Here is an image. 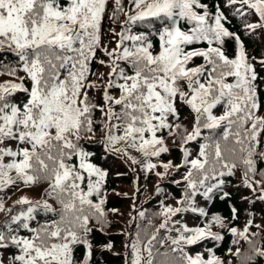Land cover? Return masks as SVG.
<instances>
[{"label": "snow or ice", "instance_id": "1", "mask_svg": "<svg viewBox=\"0 0 264 264\" xmlns=\"http://www.w3.org/2000/svg\"><path fill=\"white\" fill-rule=\"evenodd\" d=\"M109 2L0 0V76L10 77L0 83V191L43 182L45 195L60 206L58 211L47 199L33 203L22 197L16 203L27 208L13 214L0 200V213H9L0 225V264H90L89 224L106 222L101 188L107 173L90 162L81 141L92 139L97 125L106 151L141 163L129 149L139 152L146 171L165 169L157 176L173 167L151 162L169 151L166 136L176 137L183 153L175 165L185 169L179 206L165 205L150 235L137 232L130 264H225L212 249L207 259L185 250L205 239L222 241L213 227L227 228L234 238L237 247L230 255L241 264H257L264 243L251 231V218L242 229L219 215L194 227L174 218L186 212L207 218L198 198H229L225 177L237 169L243 185L264 201V170L257 168L264 161L258 83L264 76L256 67L264 69V56L249 57L241 36L225 26L224 12L218 5L210 11L202 0H127V6L125 0H111L109 19L121 30L109 29L115 38L109 48L103 42ZM228 4L240 5L235 9L240 16L250 11L257 17L247 30H264V0ZM229 39L238 46L231 55L224 48ZM94 62L108 69L106 76L93 72ZM182 107L189 110L191 131L181 121ZM97 111L102 120L95 119ZM198 139L203 142L192 158L185 145ZM40 210L52 218L37 221ZM231 212V219H238L235 207ZM241 241L248 246L243 253ZM78 246L86 249L80 261L74 259Z\"/></svg>", "mask_w": 264, "mask_h": 264}, {"label": "trees", "instance_id": "2", "mask_svg": "<svg viewBox=\"0 0 264 264\" xmlns=\"http://www.w3.org/2000/svg\"><path fill=\"white\" fill-rule=\"evenodd\" d=\"M207 3L210 11H215L213 5H218L220 10L224 12L227 17L225 26L230 31L235 32L241 36L242 42L245 44L249 57L264 56V30L257 29L255 32L247 30L245 25L247 23L257 22V17L250 11L246 16L236 14L235 9L240 5L229 6L228 0H202ZM127 6V0H125ZM111 0L109 2V11L106 13L103 22V42L112 48L115 46V38L112 37L110 28H114L117 32L120 31V23L109 19L111 13ZM123 17H121V21ZM203 46V45H201ZM237 45L233 40H226L224 48L226 52L231 55L237 50ZM100 58L102 53H98ZM196 63L202 62L201 58H197ZM257 71L261 76H264V69H261L259 64L256 65ZM93 72L107 75L108 69L98 63H93ZM93 79L95 77H92ZM10 79L8 76H0V83ZM261 84L260 97L264 101V81H258ZM98 96V93H94ZM97 102L99 100L97 99ZM97 121L102 120L101 114L97 111L95 113ZM181 121L191 131V117L187 107L181 108ZM97 127L96 135L92 139H83L82 146L86 151L91 153L90 162L96 165L101 170L107 173L101 193L105 199L102 206L105 211L104 223H98L93 219L89 227L92 229L89 234V241L92 244V257L90 264H130L132 257L130 244L135 242L137 232L145 237V233L151 234L156 227L161 223L162 218L159 213L163 210L165 205L173 207L179 206L176 202L181 199L184 191L183 176L184 168L177 171L175 165H179L183 161V153L180 150V142L176 137H167L166 143L169 151L162 153L160 157H153L152 163L163 165L171 162L173 167L167 170L163 177L157 176L156 172L164 173L165 169L158 166L152 171H146L144 164L145 158L134 150L129 149L131 156L141 163H133L122 152L106 151V144L103 135ZM206 134V133H205ZM176 140V143H173ZM202 140L189 142L185 145L192 153V158H195L199 151ZM118 148L122 145H117ZM74 163L78 161L73 160ZM257 168L264 170V161H258ZM226 185L225 191L231 195L229 198L221 199L219 196L212 200L205 201L203 198H198V206L204 208L208 212L207 218H200L198 213L186 212L174 219H182L189 227L204 226V224L211 220L213 215H219L225 219L226 224L243 228L246 222L251 218L253 220V227L251 231L258 232L260 235L256 237L257 241L264 243V201L256 198V193L251 189L245 187L242 183V169H237L235 175L225 177ZM259 180L260 177L256 176ZM180 181V183H176ZM47 183H39L32 187H26L23 184L19 186H12L0 191V200L5 204L6 209H11V213L15 214L27 208V205H18L16 202L22 197H27L33 203L47 199L59 211V204H57L51 197L45 195ZM247 197V199H245ZM94 202H98V197H92ZM254 201V203L252 202ZM237 209L238 219L232 220L231 208ZM144 212V216L140 217L139 213ZM252 214L250 217L249 214ZM37 221L44 222L52 218V213L45 215L42 210L36 214ZM7 211L0 213V225H2L8 218ZM36 221H33L35 224ZM259 224L262 227L256 228L254 225ZM215 232H219L224 236L222 241H213L205 239L200 243L186 247V251L190 255L203 254L205 259L210 255L208 249H212L216 256L220 257L225 264L230 261L231 264H241V261L233 255L229 254V249L233 252L236 250V245L232 243L233 237L227 231V228L221 229L213 227ZM26 233L21 232V235ZM160 236L165 233L161 230ZM175 235V233H173ZM110 245V248L108 247ZM239 247L242 253L247 250L248 246L241 241ZM164 249H161L163 251ZM13 251H15L13 249ZM86 249L84 246H78L74 252V259L77 261L85 257ZM11 255V253L6 254ZM257 264H264V258H257Z\"/></svg>", "mask_w": 264, "mask_h": 264}]
</instances>
